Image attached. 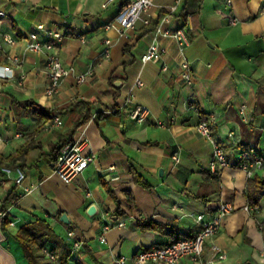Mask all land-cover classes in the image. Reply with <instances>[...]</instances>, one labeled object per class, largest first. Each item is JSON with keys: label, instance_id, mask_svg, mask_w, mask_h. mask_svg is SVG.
<instances>
[{"label": "crops", "instance_id": "crops-1", "mask_svg": "<svg viewBox=\"0 0 264 264\" xmlns=\"http://www.w3.org/2000/svg\"><path fill=\"white\" fill-rule=\"evenodd\" d=\"M128 3L0 0V208H10L9 224L0 221V264H29L16 233L38 218L55 233L45 244L55 264H117L118 255H132L139 247L194 235L202 226L196 217H210L222 201L235 208L202 255L173 264H264V199L260 206L248 204L249 178L238 165L244 150L264 155V0H204L198 26L193 14L186 22L178 15L182 4L168 25H184L190 33L186 56L196 72L193 85L177 78L179 52L172 38L161 40L170 49L165 70L161 62L141 60L151 41V31L144 33L147 24L139 21L124 33L104 28ZM173 3L155 0L151 19L168 13ZM41 23L62 32V41L52 39V50H26L22 39ZM6 35L18 42L6 43ZM50 52L76 70L51 94ZM12 54L21 61L14 62ZM91 65V79L78 82L77 75ZM138 78L144 85L135 83ZM27 100L60 114L64 124L48 128L51 118H38L20 104ZM91 100L94 116L73 136L83 107L72 103ZM137 104L151 110L144 122L131 117ZM204 118L230 161L219 173L210 170L213 144L197 130ZM83 135L89 138L86 152L97 157L65 182L53 169V147ZM18 167L26 171L21 184L15 181ZM132 169L150 186L137 183ZM256 173L264 175V169ZM13 192L18 197L9 200ZM91 205L94 214L88 212ZM63 213L69 223L61 220ZM149 220L167 228L141 225Z\"/></svg>", "mask_w": 264, "mask_h": 264}, {"label": "built area", "instance_id": "built-area-1", "mask_svg": "<svg viewBox=\"0 0 264 264\" xmlns=\"http://www.w3.org/2000/svg\"><path fill=\"white\" fill-rule=\"evenodd\" d=\"M115 0H107V3L114 2ZM185 0H175L171 6H169V12L164 15L160 23L151 31V41L141 56L143 63L147 62H161L162 68L168 70L170 49L163 41L164 37H170L174 40L179 57L176 62L177 78L186 85H193L196 82V72L191 67V61L186 56V49L191 44V36L189 31L184 25L177 27L169 26L171 18L177 15L180 7ZM155 0H129V3L123 6L114 18L105 24L106 30L116 29L120 33H124L128 28H133L139 21L145 24L151 22L150 10L153 7ZM191 15L188 14L186 18H183L186 22L190 19ZM237 19L233 18L232 22L236 23ZM62 32L53 31L46 28L41 23L38 24L34 31H31L22 40L25 41V48L28 51L41 52L44 50H52L54 48V42L52 39L62 41ZM6 43L15 45L18 39L13 35H6ZM111 39H106V43L110 45ZM106 53L110 54V49H106ZM11 59L14 62L19 63L21 57L17 54H12ZM6 70H10L11 66H6ZM95 67L91 65L85 72L77 75V81L84 83L91 79L95 73ZM76 70L73 66H68L60 58L57 52H50L47 57V74L50 79V86L47 91L49 94L56 91L60 86L63 78L75 74ZM137 85H144V81L138 78L135 82ZM130 100V99H129ZM128 100V101H129ZM146 105H133L132 111H130L131 117L138 122H144L150 115L151 110ZM64 124V120L60 114H55L51 118L47 126L48 128L61 127ZM197 130L203 137L207 138L213 144V152L210 160V170L213 173L221 172L225 167L230 164L225 148L216 141L212 134L210 119H201L198 123ZM231 134V133H230ZM232 135V134H231ZM89 143V138L85 135L76 138L65 146L61 153L58 154V158L55 161L54 171L65 181L70 183L79 174H81L92 163L97 155L94 152H86V147ZM238 165L245 170L248 178L254 176L258 170L264 169V155L251 149L242 151L238 155ZM9 170V169H8ZM11 171V170H9ZM17 177L16 183L21 184L26 177V171L18 167L16 169ZM234 205L230 201H222L216 207L215 211L210 217H205L204 214H199L196 218L202 224L199 231H196L194 235L178 238L172 242L166 244L154 243L147 247H139L132 255H118L116 258L117 264H155L159 262L173 264L183 257H191L197 260L203 253L206 244L211 241L214 236L220 231L224 218L234 210ZM10 213V208H0V221H3L6 215ZM10 224L14 225L15 222L10 220ZM120 226H125V221H119ZM110 226H106L108 230ZM69 235H73V231L69 232ZM102 241H106V237L102 236ZM213 248L216 252L220 251L219 245L213 243ZM75 246H79V242H75ZM43 253L50 261L55 262L56 255L47 246L43 247ZM225 253H220L218 258L223 259Z\"/></svg>", "mask_w": 264, "mask_h": 264}, {"label": "trees", "instance_id": "trees-1", "mask_svg": "<svg viewBox=\"0 0 264 264\" xmlns=\"http://www.w3.org/2000/svg\"><path fill=\"white\" fill-rule=\"evenodd\" d=\"M204 0H185L184 6L182 7L180 13L178 15L182 18H186L188 14H193L194 24L198 26L199 24V14L200 9L203 5ZM166 10H162L159 14L158 19H152L149 24L145 26L144 33H148L152 31L161 21V19L166 14ZM21 105L25 107H30L31 112L35 114L38 118H53L52 111H50L46 107H42L38 105L33 100H27L20 102ZM81 104L83 107L81 118L79 121L77 120L74 124L71 134L74 136L78 128L93 118V105L94 101H75L72 105ZM73 137L70 140L60 142L53 147V157L56 161L58 158V154L61 153V150L71 143ZM132 173L134 174L135 181L137 183L143 184L145 186H150L146 179H143V175H141L137 170L132 169ZM246 198L248 199V204L250 206H260L262 199H264V175H260L256 173L254 176L248 179L247 187L245 190ZM18 197L17 192H13L10 196L9 200L12 198ZM119 215L123 214V211L118 208ZM4 224H9V218L5 217ZM141 225L164 229L167 228V225L153 222L152 220L141 223ZM56 237L55 233L51 227V225L45 220L38 218L36 221L29 223L28 225H23L19 231L16 233V239L20 241L22 247L24 249V254L29 262V264H55V262L50 261L43 253V247L46 246V241H49L52 237ZM176 240V239H174ZM173 240V241H174Z\"/></svg>", "mask_w": 264, "mask_h": 264}, {"label": "water", "instance_id": "water-1", "mask_svg": "<svg viewBox=\"0 0 264 264\" xmlns=\"http://www.w3.org/2000/svg\"><path fill=\"white\" fill-rule=\"evenodd\" d=\"M161 172H162V169H161ZM88 212L89 214H94L96 212V207L95 205H91L88 209ZM61 220L66 222V223H69L70 222V218L68 217L67 213H63L61 215Z\"/></svg>", "mask_w": 264, "mask_h": 264}, {"label": "rangeland", "instance_id": "rangeland-1", "mask_svg": "<svg viewBox=\"0 0 264 264\" xmlns=\"http://www.w3.org/2000/svg\"><path fill=\"white\" fill-rule=\"evenodd\" d=\"M57 259V258H56ZM55 262H56V260H55Z\"/></svg>", "mask_w": 264, "mask_h": 264}]
</instances>
